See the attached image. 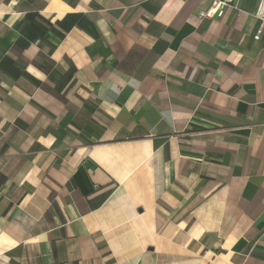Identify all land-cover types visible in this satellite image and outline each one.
<instances>
[{"label": "crops", "instance_id": "crops-1", "mask_svg": "<svg viewBox=\"0 0 264 264\" xmlns=\"http://www.w3.org/2000/svg\"><path fill=\"white\" fill-rule=\"evenodd\" d=\"M0 0V264H264L258 0Z\"/></svg>", "mask_w": 264, "mask_h": 264}, {"label": "built area", "instance_id": "built-area-1", "mask_svg": "<svg viewBox=\"0 0 264 264\" xmlns=\"http://www.w3.org/2000/svg\"><path fill=\"white\" fill-rule=\"evenodd\" d=\"M238 0H212L210 8L202 13L203 17H223L228 8H235ZM255 18L259 21L256 33L253 35L255 40H261L264 34V0H258L254 11ZM264 47V38H263Z\"/></svg>", "mask_w": 264, "mask_h": 264}]
</instances>
